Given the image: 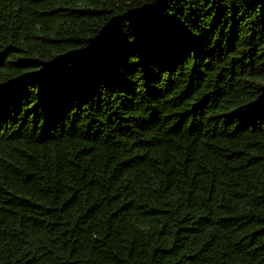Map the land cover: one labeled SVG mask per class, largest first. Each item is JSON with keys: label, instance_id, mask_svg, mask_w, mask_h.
Here are the masks:
<instances>
[{"label": "trees", "instance_id": "16d2710c", "mask_svg": "<svg viewBox=\"0 0 264 264\" xmlns=\"http://www.w3.org/2000/svg\"><path fill=\"white\" fill-rule=\"evenodd\" d=\"M0 264H264V0H0Z\"/></svg>", "mask_w": 264, "mask_h": 264}]
</instances>
